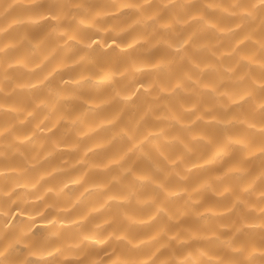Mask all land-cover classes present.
Listing matches in <instances>:
<instances>
[{
  "label": "clouds",
  "instance_id": "1",
  "mask_svg": "<svg viewBox=\"0 0 264 264\" xmlns=\"http://www.w3.org/2000/svg\"><path fill=\"white\" fill-rule=\"evenodd\" d=\"M0 264H264V0H0Z\"/></svg>",
  "mask_w": 264,
  "mask_h": 264
}]
</instances>
